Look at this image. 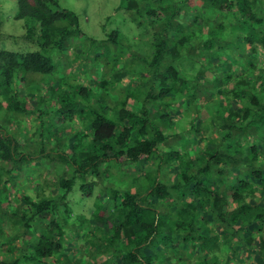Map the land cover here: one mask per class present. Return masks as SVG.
<instances>
[{
	"label": "trees",
	"instance_id": "1",
	"mask_svg": "<svg viewBox=\"0 0 264 264\" xmlns=\"http://www.w3.org/2000/svg\"><path fill=\"white\" fill-rule=\"evenodd\" d=\"M14 1L26 48L0 49V264H81L70 224L87 264H264V0H120L145 42L120 49L122 65L109 46H72L91 38L59 0ZM91 55L102 72L71 75ZM125 76L133 88L110 101ZM176 126L194 150L166 145ZM38 165L62 171L17 183ZM77 182L98 193L84 213L69 204Z\"/></svg>",
	"mask_w": 264,
	"mask_h": 264
},
{
	"label": "rangeland",
	"instance_id": "2",
	"mask_svg": "<svg viewBox=\"0 0 264 264\" xmlns=\"http://www.w3.org/2000/svg\"><path fill=\"white\" fill-rule=\"evenodd\" d=\"M120 4V0H59V5L61 8H65L68 10L74 11L79 18V24H80V29L86 36L91 38V41L85 40V41H80L82 40L81 37H74L71 39V44L72 46L78 45L80 48L82 47L84 52H94L95 50L97 51L96 53H99L101 51H104V49L109 46L111 49V57L112 59H117L119 61V64L122 65V61H126L128 57V52L125 51V56H117L120 53V49H125L126 47H130L133 42H137L136 45L130 47L131 49L135 50L136 47L138 46L143 49L144 46V41L137 40L138 36L140 35L139 29L136 27L134 22L131 19L130 13L127 12L126 10L118 8ZM15 1L14 0H0V17L2 19L1 25H0V49H7L15 52L22 51L26 48V41L22 37V34L24 32V28L22 27V23L24 22L23 19L15 20L13 18L14 12H15ZM116 30L118 31L120 37L122 36V42L121 46L120 44H111L108 39L109 34L113 31ZM85 36V37H86ZM122 44H125L124 47H122ZM138 44V45H137ZM28 50H38V47L33 44L31 48ZM114 50L117 54L114 53ZM80 52V51H79ZM93 54V53H92ZM74 58V57H73ZM183 59V60H182ZM180 60H182L184 67L186 70L189 72V70H194L196 69V66L194 63H191L186 59L185 57H181ZM74 65L72 70L70 71L71 75L76 76L80 71H83L81 69L85 68V74L89 73L90 70L96 69L95 71L99 70L102 72V68H104V63L102 61H94L93 55H91L86 61H84L85 65L82 66V68L78 65L77 62H73ZM132 62H129L128 64H131ZM95 65L94 68L92 66ZM136 62L134 63L133 67H136ZM105 69V72L108 71ZM64 70V69H62ZM110 72V71H108ZM109 74V73H108ZM38 76V75H36ZM97 76V75H96ZM136 77V76H135ZM39 78L45 81L43 83H46V79H48V76L45 75H39ZM89 81L92 80L91 78H88ZM135 82H133V85H135ZM42 83V84H43ZM89 83V82H86ZM34 86L35 88L39 89L42 88L43 85L40 84L39 82L32 81L27 84V87L29 86ZM123 84V86H122ZM121 86L122 88L120 91L109 92L107 98L110 101L117 100L121 95L124 96L126 94L127 90H131L132 87V82L129 81V76H125ZM131 85V86H130ZM43 89V88H42ZM140 89L137 87L135 90ZM143 91V88L140 89ZM44 91V90H42ZM115 97H113V96ZM170 97H166L164 100H169ZM182 100L180 101V104H182ZM128 108H130L133 111H138L140 108L139 103H134L130 102L128 103ZM178 109L177 106H170V112L171 116L179 121V125L181 128V125L183 124V119L187 120V117L184 116V118L180 117V113L176 112ZM204 114L206 115L207 113L204 112V110L200 114V118H204ZM27 124L25 126V129L27 131H31L33 129V123L30 122L29 118H26ZM72 128V126H71ZM54 129V127H53ZM176 136L175 137H170L169 140L167 141L168 144L167 146H179L183 144H188L190 145V149L194 150V148L197 147V145H194V140L197 139V136H193L192 132H183V130H179V127L176 126L175 129L173 130ZM20 142L23 143V135L20 134L19 136ZM187 140H191L193 143H188ZM143 167L145 164L142 165ZM59 169V171H58ZM54 170L50 166H47V168H44V166H35L32 168L25 167L23 168L19 176L17 177V183L25 180V186L27 188H30V185L33 183V179L39 178V181H42L44 178H53L54 176L58 175L62 170H60V167ZM144 168L141 167L140 170H138L139 175H143L144 171L142 170ZM54 170V171H53ZM124 172L118 173V175H121ZM113 180L112 178H110ZM117 181V182H116ZM125 180L119 181L118 178L115 179L114 177V183H118L119 185H123V182ZM112 182V181H111ZM126 184V182H125ZM19 190L22 191L21 188ZM53 190V188H52ZM97 195H91L89 197L83 196L80 192L79 189V183L77 182L74 186L73 189L69 195V204L70 207H72L75 212H85V210H89L91 208H94L95 202H97ZM86 215L88 213L86 212ZM72 227L74 228L73 224L69 225V228L71 229V236L76 238L75 243H68V249L71 251H75V248H80L81 253L83 255L82 257V263L81 264H87V260L91 258L89 256L88 251V242L86 240H83V234L80 235H75L72 230ZM73 233V234H72ZM70 235V234H69ZM78 238V239H77ZM81 240L83 241V244H81ZM98 258V263H100L103 259L104 256L102 254L97 255ZM120 259V257L118 258ZM249 260L248 257L240 256L235 264H247L246 261ZM62 264V263H60ZM73 264V263H70Z\"/></svg>",
	"mask_w": 264,
	"mask_h": 264
}]
</instances>
